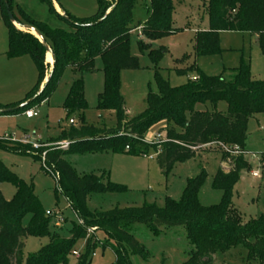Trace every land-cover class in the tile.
I'll return each instance as SVG.
<instances>
[{
  "label": "trees",
  "instance_id": "obj_1",
  "mask_svg": "<svg viewBox=\"0 0 264 264\" xmlns=\"http://www.w3.org/2000/svg\"><path fill=\"white\" fill-rule=\"evenodd\" d=\"M39 1L46 4L48 11L64 21L70 30L52 28L30 17L13 0H0V16L8 36L4 55L8 59L27 55L37 71L36 84L26 98L17 107L0 105V109L15 107L0 115L24 112L40 104L48 98L65 68L94 71L95 60L99 58L103 88L98 94L96 108L113 111L116 125L104 128L85 123L84 85L81 79H77L71 83L62 107L66 118L78 126L70 125L56 139L68 141L69 145L38 150L44 153L42 169L53 177L57 174L61 193L81 220V223L71 222L68 236L61 234L59 228L50 230V218L35 195L32 182L20 179L0 160V184L9 182L15 188L9 200L0 190V264H67L74 245L81 239L85 240L84 252L79 255L77 264H88L96 246L88 237L91 227L102 230L116 244L109 246L115 255L113 264H130L128 254L147 257L146 250L131 233L136 223L144 224L154 233L160 228L183 227L190 247L181 264H214V256L225 255L236 248L244 250L243 259L248 264H264V213L242 222L231 203L241 173L250 171V165L243 157L247 123L253 115L264 113V80L253 79L249 66L243 63L233 70L229 80L222 76H207L194 65L188 70L179 69L177 72L181 74L195 70L196 77L176 87L156 73L157 91L149 90L145 110L127 120L120 94V73L139 68L137 58L130 53L131 32L140 27V34L146 41L177 32L179 29L173 26L172 19L174 0H148L147 18L143 24L135 26H132V9L138 0H114L113 5L108 0H96L98 10L89 18H76L66 11L60 15L53 0ZM203 5L208 27L195 34L196 56L220 52V31L256 35L260 52L264 55V0H206ZM7 9L16 23L31 26L43 36L53 57L51 66L45 62L47 51L43 44L31 33L13 25ZM137 44L141 52L147 51L153 63H157L166 51L163 47L151 49L144 40H138ZM219 101L226 102L225 112L216 110ZM206 103L211 105V110L197 109L198 104ZM159 122L165 123L167 140L161 145L144 142L145 132ZM208 143L236 145L242 152L231 157V168L215 171L212 188L220 191L221 197L212 205H203L198 198L205 179V171L201 169L196 176L187 179L180 199L166 197L163 207H114L92 213L87 206L91 193L120 192L125 187L110 182L104 173L78 175L65 159L68 154L110 152L148 156L152 151L156 153L158 166L167 174L175 163L198 157V149ZM0 148L27 155L32 149L28 144L11 142L9 145L3 140H0ZM223 155L224 158L229 156L227 153ZM27 215L30 219L24 226L23 219ZM29 236L46 237L48 242L24 259L23 240Z\"/></svg>",
  "mask_w": 264,
  "mask_h": 264
},
{
  "label": "rangeland",
  "instance_id": "obj_2",
  "mask_svg": "<svg viewBox=\"0 0 264 264\" xmlns=\"http://www.w3.org/2000/svg\"><path fill=\"white\" fill-rule=\"evenodd\" d=\"M56 1L60 9L76 18H89L98 10L96 0ZM108 1L110 5L114 4V0ZM16 2L33 19L45 22L52 28L70 30L64 21L52 15L46 4L39 0H16ZM204 3L206 0H174L173 26L179 30L161 39L152 41L145 39L151 49L165 48V53L157 63L152 62L147 51L139 50L138 40H144L140 32L137 29L131 32L130 53L137 58L139 68L123 70L120 73V94L124 100V116L127 120L145 110L146 95L149 90L157 91L156 73L167 80L171 86L176 87L196 77L195 70L181 74L177 72L179 69L188 70L194 65L207 76H222L229 80L233 70L243 63L249 66L253 79L264 80V55L260 52L257 37L254 34L220 31L219 53L195 55V34L208 26ZM14 4L16 5L15 2ZM147 5L148 0L136 2L132 9V26L144 23L147 18ZM7 47L6 27L0 22V49H4L5 52ZM47 57L46 54L45 62ZM9 62L5 57L0 59V105L17 107L35 86L37 71L32 61L31 73L27 74L26 80L18 84L15 76L8 70L5 71V66ZM101 67L102 63L97 58L94 71L80 72L69 67L65 68L48 98L33 108L38 115L32 119L26 118L22 112L0 115V139L6 136L7 139L3 141L9 145L11 142L28 144L32 147L29 151L30 155L38 157L36 159L27 154L0 148V160L20 179L32 182L34 193L43 209L55 212L52 217H49L50 230L59 228V232L65 236L69 234L71 222L81 223V220L61 193L55 178L42 169L43 157L38 150L58 145L60 141L56 139L71 125V120L66 118L62 104L71 83L77 79H81L84 85V97L87 103V108L83 111L85 123L94 127H115V113L111 110L96 108L98 94L103 88ZM15 107L9 106L8 109ZM197 109L211 110L212 108L209 103H206L198 104ZM226 109V102L217 103V111L225 112ZM76 124L78 126V123ZM163 130L165 131V124L159 122L152 125L145 132L144 137L150 140L155 133ZM23 138H28L29 143H22L20 140ZM37 139L41 144L35 141ZM32 144H38L39 148L33 147ZM198 151V157L175 163L167 174H164L158 166L155 160L156 153L152 151L148 156L110 152L68 154L65 159L78 175L91 172L104 173L110 182L125 187V190L120 192L91 193L87 199V206L92 213L98 214L114 207L142 205L163 207L166 197L179 200L187 179L196 176L201 169L205 171V179L199 190V201L203 205L218 203L221 192L212 188V178L218 168L223 170L231 168L233 166L231 157L236 155L225 151L224 144L215 143L203 145ZM224 153L229 156L224 158ZM243 157L249 163L250 171L241 173L231 197L232 207L238 212L242 222H244L242 219L248 221L264 213V113L255 114L248 120L246 152ZM254 172L258 173V177L252 176ZM0 189L6 200L11 199L15 192L14 186L9 182L1 183ZM58 217L62 221L57 224ZM29 219V215L23 219L24 226ZM91 229L88 237L96 243V246L92 250L94 255L92 254L88 264H113L115 255L109 246L116 244L113 240H109L102 230L97 227H91ZM131 233L146 250L147 257L128 254L130 264H181L187 258L190 245L183 227L160 228L154 233L144 224L136 223L132 226ZM23 241V257L26 259L44 246L48 238L29 236ZM84 244L85 240H78L73 251L76 250L79 255L82 254ZM243 255L244 250L236 248L225 255L214 256V264H248L243 259ZM78 257L70 254L67 264H77Z\"/></svg>",
  "mask_w": 264,
  "mask_h": 264
},
{
  "label": "crops",
  "instance_id": "obj_3",
  "mask_svg": "<svg viewBox=\"0 0 264 264\" xmlns=\"http://www.w3.org/2000/svg\"><path fill=\"white\" fill-rule=\"evenodd\" d=\"M14 2L16 3V5H18V3L16 2V0H14ZM19 6V5H18ZM53 6H54V8H55V10L60 14V15H62L63 13H64V11L65 10H61L60 9V5H58V3H57V1L55 0V1H53ZM20 7V6H19ZM21 8V7H20ZM22 9V8H21ZM0 22L1 23H3L2 22V20H1V16H0ZM208 27V26H207ZM207 27H205L203 30H206L207 29ZM139 32H140V27H138V28H136ZM135 30V29H134ZM133 30V31H134ZM6 31H7V29H6ZM198 32V31H197ZM196 32V33H197ZM141 35V34H140ZM255 37H257L256 35H254ZM141 37L144 39V41H145V38L141 35ZM6 52V51H5ZM4 49H0V59H2V58H7L5 55H4ZM47 58H49V54H47ZM27 57H29V56H27V55H25V56H22V57H18V58H12V59H8V61H10L9 62V64H7L5 67V71H9V72H11L14 76H15V80L17 81V83L19 84V83H22L24 80H26L27 78H26V76H27V74H30L31 73V63H32V59L29 57V58H27ZM45 57H46V55H45ZM46 58V59H47ZM50 59V58H49ZM47 62V61H46ZM47 63H49V62H47ZM52 63V62H51ZM51 63H49L50 64V66H51ZM30 79V78H29ZM193 79V78H192ZM21 81V82H20ZM16 83V84H17ZM42 87V86H41ZM68 92V91H67ZM44 102V101H43ZM42 103V102H41ZM40 103V104H41ZM33 108H35V106L34 107H32V109ZM37 112V111H36ZM22 114H23V112H22ZM37 115H38V113H37ZM36 115V116H37ZM25 116V115H24ZM35 116V117H36ZM26 117V116H25ZM27 118V117H26ZM33 118V117H32ZM32 118H28V119H32ZM70 123H71V125H75V126H77V124L76 123H74V121L73 120H71L70 121ZM161 123H163V124H165L164 122H161ZM36 142H38V143H40L41 144V142H40V140L39 139H37V140H35ZM1 190V189H0ZM244 222H246V220H244V219H242Z\"/></svg>",
  "mask_w": 264,
  "mask_h": 264
},
{
  "label": "built area",
  "instance_id": "obj_4",
  "mask_svg": "<svg viewBox=\"0 0 264 264\" xmlns=\"http://www.w3.org/2000/svg\"><path fill=\"white\" fill-rule=\"evenodd\" d=\"M23 115H25L27 118H32V117H35L37 115V112L34 110V109H27L23 112ZM4 139H7V137L5 136L4 138L0 139V140H4ZM167 140L166 138V134H165V131H160V132H157L155 133L152 138L150 140H147L145 137H144V142L148 143V144H159V143H162V142H165ZM22 143H29V140L28 138H23L20 140ZM59 144L56 145L60 148H66L68 145H69V142L68 141H63V142H58ZM33 147L35 148H39V145L38 144H32ZM224 148H225V151H227L228 153L230 154H233V155H238L241 152L240 148L236 145H233V146H225L224 145ZM125 149H128V147L126 146ZM44 156V153H42V157ZM54 175V174H53ZM252 176L253 177H258V173H252ZM54 178L55 180H57V174L54 175ZM45 214L49 217H52L55 212L54 211H50V210H46L45 211ZM57 217V216H56ZM62 221L61 218H57V224ZM92 231V229H88V232ZM72 254L73 255H76V256H79V252L74 250L72 251ZM94 255V253H93Z\"/></svg>",
  "mask_w": 264,
  "mask_h": 264
},
{
  "label": "water",
  "instance_id": "obj_5",
  "mask_svg": "<svg viewBox=\"0 0 264 264\" xmlns=\"http://www.w3.org/2000/svg\"><path fill=\"white\" fill-rule=\"evenodd\" d=\"M53 1H55V0H53ZM7 12H8L9 19L11 20V22L13 23V25H15V26H16L17 28H19L20 30H23V31H26V32L31 33L32 35H34L36 38L39 39V41H40V42L43 44V46L45 47L47 53H50L51 58H52V63H51V65H52V64H53V57H52V54H51L50 48L48 47V45H47L45 39L43 38V36H42L37 30H35L34 28H32L31 26H28V25H20V24L16 23V22L14 21L13 15H12V13L10 12V10L7 9ZM62 15H64V13H63ZM32 31H33L34 33H33ZM47 53H46V54H47ZM47 78H48V77L45 78L44 82L47 80ZM40 89H41V88H40ZM25 103H27V102H25ZM25 103H24V104H25ZM24 104H21L20 106H22V105H24ZM10 110H11V109H8V108H1V109H0V114L8 113Z\"/></svg>",
  "mask_w": 264,
  "mask_h": 264
},
{
  "label": "bare ground",
  "instance_id": "obj_6",
  "mask_svg": "<svg viewBox=\"0 0 264 264\" xmlns=\"http://www.w3.org/2000/svg\"><path fill=\"white\" fill-rule=\"evenodd\" d=\"M32 32H33V31H32ZM33 33H34V32H33ZM47 54H49V58H50V59H49V58H47L46 60H47V62H50V61H51V59H52V58H51V55H50V53H47Z\"/></svg>",
  "mask_w": 264,
  "mask_h": 264
}]
</instances>
